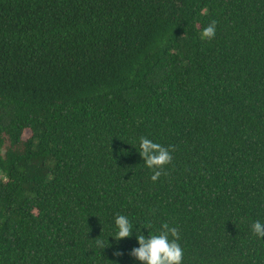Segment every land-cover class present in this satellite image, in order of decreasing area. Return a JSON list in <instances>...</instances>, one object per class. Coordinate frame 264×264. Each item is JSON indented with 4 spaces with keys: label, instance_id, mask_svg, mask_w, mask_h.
Masks as SVG:
<instances>
[{
    "label": "trees",
    "instance_id": "obj_1",
    "mask_svg": "<svg viewBox=\"0 0 264 264\" xmlns=\"http://www.w3.org/2000/svg\"><path fill=\"white\" fill-rule=\"evenodd\" d=\"M121 214L264 264V0H0V264H139Z\"/></svg>",
    "mask_w": 264,
    "mask_h": 264
},
{
    "label": "clouds",
    "instance_id": "obj_2",
    "mask_svg": "<svg viewBox=\"0 0 264 264\" xmlns=\"http://www.w3.org/2000/svg\"><path fill=\"white\" fill-rule=\"evenodd\" d=\"M201 36L204 39H211L215 36L214 21L203 29ZM138 147V153L143 159L144 165L149 169H154L151 176V180L154 182L160 175L158 169L170 163L171 149L145 137L139 138ZM113 227L114 235L108 237H112L116 242L135 235L137 246L131 249L129 255L139 264H182L183 250L178 243L179 236L175 227L162 224L158 233L149 234L148 232L145 235L141 231L144 228L133 225L130 219L122 214L114 217ZM134 227L137 228L135 232L133 231ZM251 231L257 239H264V223L261 221H253Z\"/></svg>",
    "mask_w": 264,
    "mask_h": 264
}]
</instances>
